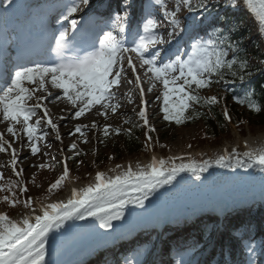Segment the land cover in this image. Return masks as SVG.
<instances>
[{"label": "snow or ice", "instance_id": "1", "mask_svg": "<svg viewBox=\"0 0 264 264\" xmlns=\"http://www.w3.org/2000/svg\"><path fill=\"white\" fill-rule=\"evenodd\" d=\"M211 0H175L173 9H169L167 0H147L144 4L142 16L135 30L129 28L130 0H120L122 14L116 13L110 17L111 23L105 24L93 32L85 28L77 31L79 21L70 19L82 7L90 4V0H72V3L63 5L66 11L61 12L63 19L69 22L70 28H65L57 33H52L48 46L43 52L44 59L20 58L14 74L0 77V117L9 121L7 133L14 138H19L16 125L27 137L28 146L32 156L40 152V142L45 141L47 131L42 130V122L55 133V140L62 143L59 125L54 123L42 101L52 96L48 85L60 90L52 101L66 100L75 111L70 114V119H80L86 114L97 109L96 114L105 120L109 115H115L121 107L117 94L113 89H119L121 81L128 70L134 79L127 80L134 84L138 90L140 103L132 109L139 123L132 118H126L124 123L130 125L124 134L132 137V128L143 127L145 132V146L152 143L151 133L156 129L149 123L148 101L145 99V88L138 67L143 69L142 75L149 81L148 92L156 88L157 83L162 85V92L157 95L156 101L162 106L165 121H174L177 125L185 122V114L195 106L208 108L209 111L222 103L223 97L203 96L201 91L210 89L213 84L221 85L228 91L229 85L245 83L250 79V61L246 54L241 55V41L233 39L231 32L216 28L205 38L199 34L203 20L189 16L183 20L179 18L182 10L193 12H207ZM247 7L255 14L264 31V0H243ZM6 5H12L13 0H4ZM231 7L237 6V0H232ZM157 12L162 15L167 24L157 18ZM4 15V13H0ZM206 19V18H205ZM59 22V21H58ZM168 27L167 39L159 29ZM131 34V41L127 39ZM188 37L190 40V54L181 55L178 51L167 59L161 57L162 48L157 45L170 43L175 37ZM154 49V50H153ZM171 52V49L168 50ZM246 52V50H245ZM231 54V58L230 57ZM134 61H138L139 64ZM42 93L37 96L36 93ZM233 99L240 105H246L250 110L259 113L262 109L251 95H234ZM130 103H135L128 96ZM30 101H35L30 104ZM115 101V103H114ZM137 109H139L137 111ZM43 115L32 122L38 111ZM199 117V113H195ZM223 117L226 122H231L226 105L223 107ZM63 119V117H61ZM95 129L103 132L107 139L110 135H121L119 127L104 124L101 128L95 122L91 125L78 124L69 133L71 136L79 134L87 142L88 131ZM44 143V147H49ZM247 147V145H245ZM12 149L10 166L17 177H21L23 169L16 171L18 163L17 153L12 144L4 139L0 133V152ZM70 150L76 156L81 155L77 145L73 143ZM63 151V149H61ZM47 153H45L46 155ZM243 156L245 159H241ZM176 159L181 163L177 164ZM184 158H170L169 160L156 159L144 167L139 165L134 170L129 164L123 172H118L115 177L106 176L98 172L95 183L86 188L73 190L71 198L65 203H51L42 205L37 212L33 208L31 198L16 197L13 188H20L21 192H28L23 180L9 181L5 188L0 185V191L12 192V197L4 196L0 202L7 203L12 208L18 204L23 209L30 210L22 219L14 220L6 213H0V264H52L46 258L49 255V234L55 229L62 228L64 223L71 219L85 220L89 217L101 221V227L111 228L113 219H122L123 209L129 203H135L143 208L144 202L151 191L157 187L171 184L181 172H192L196 179H201V174L215 167H230L233 171L244 168L245 171L260 166L264 170V144L249 151L239 153L233 150L229 153L226 149L215 160H205L202 163H184ZM234 160V163H233ZM63 174L47 189L48 193L59 190L69 176L67 158L63 161ZM51 167L40 165V168ZM122 165H117L120 169ZM115 170V169H114ZM3 173H0V180ZM131 190V191H130ZM141 193L133 199L131 193ZM112 210H116L114 213ZM35 213V214H34ZM34 214V215H33ZM250 264H255L254 257L256 245L247 243ZM129 264H132L129 261ZM138 264V262H137ZM177 264H186L178 261Z\"/></svg>", "mask_w": 264, "mask_h": 264}, {"label": "bare ground", "instance_id": "2", "mask_svg": "<svg viewBox=\"0 0 264 264\" xmlns=\"http://www.w3.org/2000/svg\"><path fill=\"white\" fill-rule=\"evenodd\" d=\"M112 2L118 6L119 1L112 0ZM159 30L163 32L162 28ZM157 47L162 48L163 51L172 49L173 45L165 44L157 45ZM130 73V70H128L127 74ZM48 88L49 91L52 92V96L42 101V104L47 108L49 116L52 118L53 122L55 119H59L60 121V117H63L59 123H57V121L54 123L60 126V134H63L64 136L62 137V143L60 141H42L43 144L40 147L39 154L32 156L30 147L28 146L27 137H25L23 134H19V138H14L8 134L12 137V142H14L15 145H20L21 150H23L25 153L24 156L27 155L26 157L22 156V163L27 167L33 166L38 155H48L50 153L51 147L56 146L60 150L63 149L62 152H64V149L67 146L69 133L74 130L76 125H91V123H97L102 119V116L96 114L97 109L95 108L92 110V112L86 114L80 119H70V114L73 113L75 109H73L66 100H56L55 102H50L52 101V98L56 96L54 93L57 91V89L52 88L50 85H48ZM41 94L42 93L40 92L36 93L37 96ZM119 109H126L125 105H121ZM120 110L116 113V118H120L122 116ZM39 118L40 117L34 118L32 122L34 123L35 120ZM9 125L10 123L8 121H3L2 117L0 118L1 127H6L7 130ZM44 125L46 124L42 122V128H44ZM43 131L47 130L45 129ZM92 131L93 129L88 131L87 134L92 135ZM75 136H79V134H76ZM45 142L50 146L44 147ZM262 144H264V133H260L257 136L250 134L245 137L237 135L236 141L232 145L226 144L218 146L216 149H207L194 152L188 156L190 158L183 159V162L191 163L194 161L195 163H202L205 160L214 161L218 155L224 153L225 149L229 153H232L233 150L243 153L253 148H257ZM245 145H247V147H245ZM9 151L12 152V149H9ZM45 153L47 154L45 155ZM153 157L164 160L178 158L173 156L172 153H170V155L167 157L160 153H154L145 159L127 160L119 164L123 166L120 169H116L115 166L113 168H107L99 172H104L106 176L115 177L118 172H123L129 164H131L135 170L137 165L144 167L145 165L149 164ZM201 158H205V160H200ZM241 159L245 158L241 156ZM176 163L180 164L181 160L176 159ZM96 174L89 179L84 180L83 182L74 183L68 187L66 191H63L52 200H48L46 202H37L33 208H36L37 212H39V209L42 205L46 206L51 203L60 202L66 203L71 198V194L74 189L80 190L86 188L90 184L95 183ZM263 180L264 170H262L258 165L247 171H245L244 168H237L235 171H233L230 167L220 168L213 166L212 168L208 169L207 172L202 173L201 179L199 180L196 179V176L192 172H181L171 184L165 185L163 187H157L154 191H151L148 195V198L144 202L143 208L138 207L135 203L127 204L123 209H121L123 218L113 219L111 222V228L106 229L101 227V221L94 217H89L85 220L71 219L66 221L61 229H54L49 234V255L46 259L51 261L52 264L79 263V261L82 259H88V257L91 258V255H95L101 251H104L113 238L121 239L120 241L124 243L125 241H128V239L133 240V238H135L136 232H142L143 234V232H147L148 230L152 229L153 225L150 223H153L155 218L164 210L167 213L163 216V219H172L173 217L177 220L183 216L187 217L188 215L191 216L193 214L201 215V211L203 213L210 211L213 213V215L214 213H221L224 214L225 217V212L222 213L223 208L226 210L229 208V206L225 205L232 204L234 195L249 196L251 193H254L255 185L257 183H262ZM131 195L133 199H135L137 196L141 195V193L132 192ZM253 201L247 200L246 203L248 205H261V203H255ZM202 208L203 210H200ZM112 211L114 213L116 210ZM29 212L30 210L26 209L22 213H17L12 219L20 220L22 219L23 215H28ZM195 217L197 218L198 216ZM187 219L188 221L185 220L184 222H189V224H191L192 222L189 221V218ZM130 233H134V235L132 236ZM127 234H129V236H126ZM206 251V259L213 260L215 256L212 254L211 249ZM151 263L152 262L150 261L149 264ZM204 263L205 262L202 261V264Z\"/></svg>", "mask_w": 264, "mask_h": 264}, {"label": "rangeland", "instance_id": "3", "mask_svg": "<svg viewBox=\"0 0 264 264\" xmlns=\"http://www.w3.org/2000/svg\"><path fill=\"white\" fill-rule=\"evenodd\" d=\"M218 1L223 2V4L225 5L223 10L219 12H223L224 10H226V8L229 7V5L232 3V0H218ZM167 3H168V7L170 10L174 8L175 0H167ZM242 9H245L246 16H247L243 25L247 29V32H249V35L246 38V44L248 46L258 44L259 46L262 47L263 45L262 38H261L262 29H261L260 22L255 16V14L247 7L246 3H244L243 0H237V6L232 7L229 13L240 12L242 11ZM205 14L206 12L189 13L185 9L180 12L179 18L183 20L186 17L194 16L202 20ZM157 18L160 19L163 24L165 25L167 24V22L163 20V17L161 14H159V12L157 13ZM162 30L164 32L165 39H167V32L169 31V28L163 27ZM179 37H175L173 40H177L179 39ZM134 62L137 63V65L139 64L138 61H134ZM137 71L141 74L143 87L145 88V99L149 102L148 103V112H150L149 123L156 129L155 132L151 133L153 137V141L147 147L145 146L146 130L144 129V134L142 136V142H143V145L147 148L146 153H142L140 155L136 153H133V154L125 153L123 155V160H119L115 162L114 161L115 158L119 159L120 157H122L119 154V152L116 151L115 149V143H117V141L119 140V135L113 134V135H110L107 139H105V137L103 136L102 130L97 131L93 129L92 135L87 134V137H86L87 142H84L80 138V136L69 135L68 136L69 138L67 140V146L65 147L64 152H62L56 146L51 147L50 153L48 155L46 156L38 155L33 166L27 167L25 164L22 163V156H24L25 153L23 152V150H21L20 145H15L14 142H12L13 141L12 137L8 135L6 131V127L0 126V133L4 134V139L8 140L12 144V148L16 150L17 159H18L16 171H19L20 169L24 170L21 177H17L15 173L12 171V168L9 163L11 160L12 152H10L9 149L7 150V152H0V173H3V179L0 180V185H3L6 188L8 186L9 181L19 182L20 180H23L24 185L27 186L28 188V192L26 193L21 192L19 188L18 195L22 200L31 198L33 200L32 206H35L37 202H46L48 200H52L53 198L57 197L61 191L62 192L66 191L68 187H70L74 183L83 182L84 180L89 179L90 177L94 176L99 171L105 170L107 168H113L130 159L132 160L145 159V158L150 157L154 153H160L162 155H165L166 157L170 155V153H172L173 156L175 157L180 158V156H183L184 159H187V158H190L188 157L189 155H191L194 152H199L200 150L216 149L218 146L226 145V144L232 145L236 141L237 135H240L241 137H245L250 134L253 136H257L260 133H264V129H260L259 127H256V126L255 128H252V129L245 127L243 131L233 126L230 132V138L223 137L221 142H217L214 139H204L202 138L203 136H200V133L203 129L202 123H198L197 125L190 126L189 128H178L177 126L173 124H169L163 119V115H162L163 112L160 111V108L162 105L156 101L157 95H160L162 92V85L157 83L156 88L153 89V91L148 92L147 88L149 87V81L147 77H144L142 75L143 69H140L138 67ZM129 79H134L133 74L131 73L126 74L125 78L121 81L120 88L117 90L113 89V91H115L117 94L118 100H120V105H125L126 109H121V110L118 109V111L120 110L122 116L120 118H116V114L115 115L110 114L107 120H105L102 117L101 119L102 121L100 120L96 123L100 125L101 128L104 124H109L113 127H119L122 131L125 129H129L131 126L124 123L126 118H132L136 120L137 123H139L138 118L135 116L132 109L135 108L136 105L140 103V98L138 95V90L135 88L134 84L127 83V80ZM59 93H60V90H57L54 94L57 96ZM201 94L203 96L216 95L217 97L224 98V93L214 88L202 90ZM128 96H131L132 100L135 101V103H130L128 100ZM34 102L35 101H30L29 103L32 104ZM138 110L139 109H137V111ZM42 115H43V111L40 110L38 111L37 116H35V118L41 117ZM55 121L59 123L61 121V117H60V121L59 119L58 120L55 119L54 122ZM20 127H21L20 125H16L18 133L23 134V132L20 131ZM45 129L49 133L45 140L46 141L49 140L50 142L56 141L55 133L51 129L47 128L46 125H44V128H42V130H45ZM60 135L61 137L64 136L63 134H60ZM43 142L42 141L40 142V147L42 146ZM73 143L77 145V148L80 149L81 152L88 153L87 156L84 158V160H80L76 158L75 153L70 150V146ZM26 156L27 155H25L24 157ZM66 158H67V167L69 169L68 178L64 182H62V187L59 190H54L52 193H48L47 189L49 188V186L52 183H54L56 179L59 178L60 175L63 174V170H64L63 161ZM202 159L205 160V158H201L200 160ZM107 162L109 163L105 164ZM42 164L50 165L51 167H45L41 169L40 165ZM255 193L257 195L258 193L264 194V180L262 183H257L255 185L254 193H251L249 196L234 195L233 196L234 200H232V204H236L237 202H241L245 200L246 201L247 200L253 201L254 199L256 200L257 195ZM21 210L18 213H21ZM25 210L26 209H24L23 211ZM200 210H203V208ZM3 211H4V208L1 207V204H0V213H3ZM251 211L255 212V214L258 212L257 210L256 211L251 210ZM14 216H12L11 218H13ZM188 217L190 216L188 215L187 217L183 216L182 218L180 217L179 218L184 221ZM172 220L175 221L173 217H172ZM209 222H211L212 224L214 221H209ZM180 235H183V234L181 233ZM221 235H224V234H221ZM258 236L259 238L255 239V241L252 242L256 245L255 255L254 257L251 258V259H254L255 264H260V257H258V255L264 252L263 251L264 250V231L259 233ZM203 246H206V244H204ZM203 246L201 249H203ZM231 247H232L231 245H226L225 248L231 249ZM242 248L241 250L243 252L248 253L247 247H242ZM152 251H153V246L151 247L149 251L143 250L138 253L128 252L130 256H128L127 259H125L126 262L123 259L122 264L124 263L129 264V261H131L132 264H134L133 262L134 259L138 258L139 255L140 256L144 255L145 256L144 258H148L150 254L152 253ZM184 251H185L184 248L183 249L176 248L174 249L173 252L176 255H179L180 253H183ZM200 252L201 250L195 251L193 253L194 258L197 255H199ZM219 256L221 257V254H219ZM170 258L171 260H173L172 262L173 264H177L178 261H181L180 257L178 256L175 257L174 254H173V257H170ZM170 258L168 260H170ZM189 258L183 259V261H185L186 264H189L188 263ZM263 264H264V261H263Z\"/></svg>", "mask_w": 264, "mask_h": 264}, {"label": "trees", "instance_id": "4", "mask_svg": "<svg viewBox=\"0 0 264 264\" xmlns=\"http://www.w3.org/2000/svg\"><path fill=\"white\" fill-rule=\"evenodd\" d=\"M222 8V6L217 7L215 0H211L208 11L215 12L216 10L219 11ZM221 19L226 21V23L223 28H219L224 29L226 32L230 31L234 40L239 38L241 41V55L243 56L246 54L247 59L250 61V70L252 72L250 79H248L245 83L237 82L227 86V92L224 91V88L221 85L213 84L211 88L224 93V98L221 104L214 106L211 111H209L208 108L195 106V112L190 109L189 112L185 114L190 118L186 119L185 122L180 125H177L174 121H166L167 123L173 124L178 128H189L190 126L202 123L203 129L200 133V136H203L202 138L204 139H214L217 142H221L223 137L230 138V132L233 126L242 131L245 127L252 129L255 128V126L259 127L260 129H264V31L261 32L263 43L262 47L258 44L248 46L244 37L247 34L245 32V26L241 24L242 15L239 13L223 14ZM229 58H231V54ZM234 95H251L252 99L261 106L262 110L259 113H255L246 105H240L236 103L233 99ZM225 105L228 109L229 115L231 116L230 123L226 122L223 117V107ZM195 113H199V117H197ZM131 130V138L124 134V131H122V134L119 135V140L117 143H115V149L122 157L119 159L115 158V162L123 160V155L125 153H136L139 155L146 153L147 148L142 142L144 128L135 127ZM78 157L83 158L84 155L81 153V155ZM108 163L109 162L105 164ZM12 191L15 192L16 197L20 198L18 195L19 188H13ZM6 195L10 198H16L12 197V192L0 191V199ZM0 204L1 207L4 208V212L10 218L23 208L22 204H18L16 208H12L10 205L4 202H0Z\"/></svg>", "mask_w": 264, "mask_h": 264}]
</instances>
